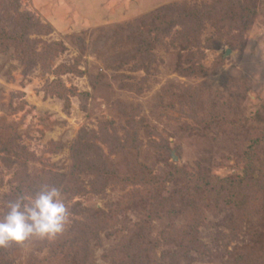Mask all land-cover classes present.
Here are the masks:
<instances>
[{"label": "rangeland", "instance_id": "obj_1", "mask_svg": "<svg viewBox=\"0 0 264 264\" xmlns=\"http://www.w3.org/2000/svg\"><path fill=\"white\" fill-rule=\"evenodd\" d=\"M53 187L0 264H264V0H0V217Z\"/></svg>", "mask_w": 264, "mask_h": 264}, {"label": "clouds", "instance_id": "obj_2", "mask_svg": "<svg viewBox=\"0 0 264 264\" xmlns=\"http://www.w3.org/2000/svg\"><path fill=\"white\" fill-rule=\"evenodd\" d=\"M68 221V210L57 188H43L33 197L11 203L0 217V247L22 244L29 238L53 239Z\"/></svg>", "mask_w": 264, "mask_h": 264}, {"label": "trees", "instance_id": "obj_3", "mask_svg": "<svg viewBox=\"0 0 264 264\" xmlns=\"http://www.w3.org/2000/svg\"><path fill=\"white\" fill-rule=\"evenodd\" d=\"M255 149L256 147H254V151ZM206 184L207 188L211 189L215 202L225 205L224 207L231 209L238 216L243 215V212L246 210L244 209V195L242 193V187L247 184V180L244 181V179H238L234 182L233 179L231 180L229 178H216L206 182ZM190 197L191 193H188L187 198L189 199Z\"/></svg>", "mask_w": 264, "mask_h": 264}, {"label": "water", "instance_id": "obj_4", "mask_svg": "<svg viewBox=\"0 0 264 264\" xmlns=\"http://www.w3.org/2000/svg\"><path fill=\"white\" fill-rule=\"evenodd\" d=\"M229 53V51H227V53L226 54H228Z\"/></svg>", "mask_w": 264, "mask_h": 264}]
</instances>
